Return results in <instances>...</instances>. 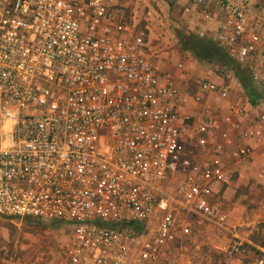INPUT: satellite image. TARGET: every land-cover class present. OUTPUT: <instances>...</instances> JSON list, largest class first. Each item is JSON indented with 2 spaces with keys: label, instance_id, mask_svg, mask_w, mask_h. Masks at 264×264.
<instances>
[{
  "label": "built area",
  "instance_id": "2783aa9c",
  "mask_svg": "<svg viewBox=\"0 0 264 264\" xmlns=\"http://www.w3.org/2000/svg\"><path fill=\"white\" fill-rule=\"evenodd\" d=\"M160 2L264 93V0ZM147 36L112 0H0V216L67 226L65 264H160L195 218L232 230L219 188L264 156V98L223 64L161 67ZM234 232L225 251L264 264Z\"/></svg>",
  "mask_w": 264,
  "mask_h": 264
},
{
  "label": "rangeland",
  "instance_id": "374dc122",
  "mask_svg": "<svg viewBox=\"0 0 264 264\" xmlns=\"http://www.w3.org/2000/svg\"><path fill=\"white\" fill-rule=\"evenodd\" d=\"M112 2L117 5L130 23L147 29L149 52L161 67L172 66V68H175L174 61L182 59L187 61V66L191 69L193 75L214 77L222 65L218 62L199 60L191 51L182 48L176 32L178 30L185 32L187 29L183 27L185 20L179 18V12L173 8L168 11L167 9L163 10L160 0H112ZM147 4L150 6H147ZM150 9L152 12L149 11ZM228 69L235 80V91L239 93L243 89L234 71ZM260 159L257 163L251 164L248 162L236 165L237 171L234 179L241 170H247L250 173V178L254 182H258V188L262 191L243 199L247 218L245 223H241L243 225L239 229L243 231L242 236L246 235L249 239L255 241L257 245L263 246L264 156ZM228 187L224 186L221 194L224 195ZM244 193L249 195L250 192L247 190ZM255 197H259L260 201L253 200ZM221 199V206L225 209L223 198ZM209 225H211L210 228H208ZM207 228L220 235L229 232L228 229L220 227L214 222L195 218L192 235L182 243H175L160 264H199L196 258L197 246L203 249L206 240V235L202 237L200 232L207 233ZM69 231L67 226L52 225L38 219L21 222L0 216V264H65L62 246ZM209 239L211 240V238ZM233 240L234 234L230 243H223L219 238L211 240V248L217 255L216 264H230L233 259H236L225 251Z\"/></svg>",
  "mask_w": 264,
  "mask_h": 264
},
{
  "label": "crops",
  "instance_id": "0c3cea01",
  "mask_svg": "<svg viewBox=\"0 0 264 264\" xmlns=\"http://www.w3.org/2000/svg\"><path fill=\"white\" fill-rule=\"evenodd\" d=\"M219 63V62H218ZM239 82V81H238ZM241 85V84H240ZM242 87V86H241ZM243 89V87H242ZM245 92V90H241L240 92ZM246 94V92H245ZM247 96V94H246ZM248 97V96H247ZM249 98V97H248ZM260 157L262 156H257L254 162L260 161ZM253 162H251L252 164ZM238 175V174H237ZM258 182H254L250 178V173L247 170H241L239 175L234 179L229 187L225 190L226 193L224 192V195L221 194L222 192L220 191L218 194V202L221 204L220 200L223 198V202L225 204V211L229 214V220L228 224L229 227L232 228V230H227L229 232L223 233L222 235L215 233L214 231L208 229L211 227V225L208 226L207 228V233H204L203 231L200 232L201 236L204 237L206 235V240H205V245L203 246L204 248L201 249L200 247L197 246V260L199 264H216L217 263V255L215 254V251L212 250L211 248V240L219 238L223 243H230L234 231H237L240 234H243V231L239 229L241 227V223L246 222V209L245 205L243 204V199L246 196H250L252 194H259L261 189L258 188ZM261 183V181H260ZM264 185V184H263ZM222 189V188H219ZM249 190V195H246L244 192ZM259 197L253 198V200L260 201L258 199ZM224 208V207H223ZM239 226V227H237ZM245 232V231H244ZM221 236V237H220ZM211 238V240L209 239ZM209 239V240H208ZM249 248L252 250V254L250 257L255 256V252L258 250V247H264L261 245H257L255 241L250 239V242L247 244ZM213 253V254H212ZM215 254V255H214ZM240 259L236 258L231 261L230 264H240ZM22 264H30V263H22ZM36 264V263H32ZM50 264V263H49Z\"/></svg>",
  "mask_w": 264,
  "mask_h": 264
},
{
  "label": "trees",
  "instance_id": "16d2710c",
  "mask_svg": "<svg viewBox=\"0 0 264 264\" xmlns=\"http://www.w3.org/2000/svg\"><path fill=\"white\" fill-rule=\"evenodd\" d=\"M161 8L164 10L163 6ZM176 35L182 48L191 51L199 60L219 62L233 70L237 80L252 103L257 104L264 98V93L252 83L248 72L232 59L216 42L179 30L176 32ZM135 228L139 231L141 230V227L138 225H135Z\"/></svg>",
  "mask_w": 264,
  "mask_h": 264
}]
</instances>
